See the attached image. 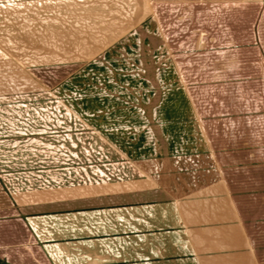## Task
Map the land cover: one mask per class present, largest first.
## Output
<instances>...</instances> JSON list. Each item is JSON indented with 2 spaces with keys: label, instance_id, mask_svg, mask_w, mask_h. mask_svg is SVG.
<instances>
[{
  "label": "crops",
  "instance_id": "obj_1",
  "mask_svg": "<svg viewBox=\"0 0 264 264\" xmlns=\"http://www.w3.org/2000/svg\"><path fill=\"white\" fill-rule=\"evenodd\" d=\"M178 74L151 115H161L160 134L104 127L135 108L111 106L107 116L112 103L94 94L80 119L97 146L69 157L85 159L77 172L50 168L62 160L39 148L0 161L12 169L0 172V213L25 264H264V106L236 126L228 151Z\"/></svg>",
  "mask_w": 264,
  "mask_h": 264
},
{
  "label": "rangeland",
  "instance_id": "obj_2",
  "mask_svg": "<svg viewBox=\"0 0 264 264\" xmlns=\"http://www.w3.org/2000/svg\"><path fill=\"white\" fill-rule=\"evenodd\" d=\"M178 73L230 151L236 126L262 117L264 0H0V161L39 148L62 160L50 168L77 172L85 159L69 157L97 146L80 119L94 94L112 103L107 116L111 106L136 109L104 127L160 134L161 115H151ZM8 221L0 213V264L28 263Z\"/></svg>",
  "mask_w": 264,
  "mask_h": 264
}]
</instances>
